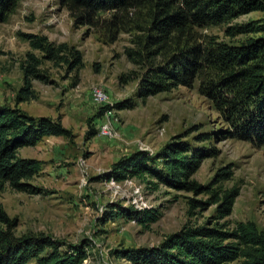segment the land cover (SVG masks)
<instances>
[{
  "label": "rangeland",
  "instance_id": "obj_1",
  "mask_svg": "<svg viewBox=\"0 0 264 264\" xmlns=\"http://www.w3.org/2000/svg\"><path fill=\"white\" fill-rule=\"evenodd\" d=\"M151 13L150 5L131 11L116 26L107 24L111 14H101L99 25L88 28L75 26L59 0H20L8 20L0 23V104L13 106L15 92L22 84L19 62L29 46L20 34H42L52 42L75 46L83 54L82 68L72 73L46 64L50 83L34 82L37 100L18 106L32 117L60 116L71 137H47L19 151L20 157L43 162L38 175L30 181L43 192L18 193L7 186L0 192V204L17 224L16 236L43 233L69 244L84 241L88 256L83 264H130L111 252L158 246L184 226L202 225L214 214V206L189 217L187 200H206L205 195L194 196L162 185L152 189L138 178L123 182L107 178L119 158L135 151L158 153L177 135H187L185 140L193 149L216 152L193 175L197 182L208 185L218 170L232 165L233 175L222 187L238 186L240 192L224 222L233 228L239 222L252 221L264 232V146L232 138L219 141L218 133L224 125L210 102L198 93L197 84L140 100L138 81L120 82V77L130 76L131 71L144 73L142 67L129 62L125 50L133 47L136 36L145 34ZM262 16L253 12L234 23ZM223 28L206 27L196 29V33L200 39L208 35L230 41ZM239 39L242 38L233 42ZM97 86L105 91L106 105L93 102L91 90ZM124 101L126 108L96 117L99 107ZM104 124H109V129L101 133ZM91 130L97 131L95 137L88 136ZM200 135L205 140L197 141ZM115 202L149 210L156 215V221L146 226L123 217L101 222L107 206Z\"/></svg>",
  "mask_w": 264,
  "mask_h": 264
},
{
  "label": "trees",
  "instance_id": "obj_2",
  "mask_svg": "<svg viewBox=\"0 0 264 264\" xmlns=\"http://www.w3.org/2000/svg\"><path fill=\"white\" fill-rule=\"evenodd\" d=\"M20 0H0V23L17 8ZM148 1V3H147ZM75 26L88 28L100 23L98 15L111 14L110 26L123 23L134 10L151 6L148 28L136 36L133 47L125 50L129 62L142 67V75L131 71L120 77L121 83L138 81L137 97L168 93L179 86L197 84L198 93L207 99L224 125L219 141L232 138L264 146V0H59ZM262 13L257 20L234 23L241 16ZM221 27L230 41L215 36L198 37L196 29ZM29 50L19 62L22 84L15 92L13 106L0 104V192L6 186L13 191L37 195L43 192L30 184L43 162L20 157L24 147H34L47 137L70 138L61 122L45 116L32 117L19 109L22 102L35 101L34 82L50 83L48 68H64L72 73L83 66V54L66 42H52L42 34H20ZM238 38V41H234ZM96 117L126 108V101L99 107ZM97 131H89L95 137ZM177 135L158 152L135 151L119 158L107 174L108 180L123 182L138 178L152 189L160 185L206 200L190 197L187 215L214 206V214L202 225L184 226L151 248H119L115 258L130 264H264V232L252 221L230 228L224 221L231 214L238 186L223 188L231 179L232 165L218 170L208 185L193 179L202 162L216 152L193 149ZM204 135L197 141L205 140ZM221 185V186H220ZM149 210L123 207L115 202L107 206L101 222L123 217L146 226L156 221ZM17 224L0 204V264H83L88 244H69L46 234L16 236Z\"/></svg>",
  "mask_w": 264,
  "mask_h": 264
},
{
  "label": "bare ground",
  "instance_id": "obj_3",
  "mask_svg": "<svg viewBox=\"0 0 264 264\" xmlns=\"http://www.w3.org/2000/svg\"><path fill=\"white\" fill-rule=\"evenodd\" d=\"M91 91H92L91 94H92L93 102H95L96 104H99V105H106L105 102L107 100V96L105 94V91H103L102 89L98 88V86L94 87ZM109 123H110V121H109ZM108 125L109 124H104L102 126L101 133H104L105 131H107L109 129ZM136 207H140V206H136Z\"/></svg>",
  "mask_w": 264,
  "mask_h": 264
}]
</instances>
